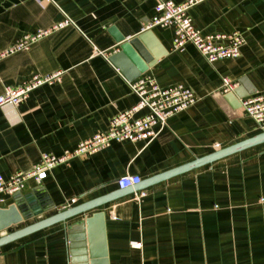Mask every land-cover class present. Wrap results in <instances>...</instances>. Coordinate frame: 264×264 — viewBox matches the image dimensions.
I'll list each match as a JSON object with an SVG mask.
<instances>
[{
    "label": "crops",
    "instance_id": "crops-1",
    "mask_svg": "<svg viewBox=\"0 0 264 264\" xmlns=\"http://www.w3.org/2000/svg\"><path fill=\"white\" fill-rule=\"evenodd\" d=\"M155 5L156 0H0V54L26 33L51 29L28 49L0 55V94L35 74L56 76L18 106H0V174L6 177L30 170L43 153L61 154L107 130L115 115L138 102L129 81L152 75L162 86L182 83L197 95L151 142L112 141L7 196L0 207L31 210L32 201L38 212L8 232L104 196L116 198L1 245L0 264H88L75 262L84 257L75 255L82 249L70 247L69 227L95 216L91 236L99 264H264V141L153 181L264 131L241 102L264 93V0H200L189 9L203 34L244 35L240 56L214 62L192 43L175 48L173 28H148ZM65 18L73 23L53 28ZM146 33L148 45L138 40L133 48L149 68L130 78L110 57L121 51L119 36ZM125 57L131 71H138ZM225 77L237 83L234 90H224ZM230 95L234 101L226 102ZM125 175L142 180L120 189Z\"/></svg>",
    "mask_w": 264,
    "mask_h": 264
},
{
    "label": "built area",
    "instance_id": "built-area-1",
    "mask_svg": "<svg viewBox=\"0 0 264 264\" xmlns=\"http://www.w3.org/2000/svg\"><path fill=\"white\" fill-rule=\"evenodd\" d=\"M199 1L187 0L178 3L174 0H156L155 14L148 28L154 26L173 28L175 48L192 43L211 62L240 56L241 47L245 44V38L241 32L203 34L194 25L188 11ZM69 23L73 21L65 18L53 28ZM50 31L51 29H39L26 33L0 55L26 50ZM55 78V75L35 74L21 85L5 87L4 92L0 94V106H18L31 91L45 83H52ZM129 85L138 96V102L130 109L115 115L107 130L95 133L92 137L81 141L75 148L65 149L61 154L43 153L40 160L30 170L18 171L7 177L0 174V205L6 204L7 196L21 192L29 179L41 182L57 165L66 163L75 156L93 154L108 147L112 141L144 140L147 143L151 142L167 126L168 119L172 115L187 109L197 101V95L191 87L182 83L162 86L152 75L129 81ZM223 85L224 90L229 92L234 90L237 83L225 77ZM241 102L246 114L255 119L264 129V93L244 97ZM141 110L145 112L137 116ZM141 180L139 175H125L118 180V185L120 189H126L136 186ZM144 194L140 193V196ZM133 246L140 247L141 243L135 242Z\"/></svg>",
    "mask_w": 264,
    "mask_h": 264
},
{
    "label": "water",
    "instance_id": "water-1",
    "mask_svg": "<svg viewBox=\"0 0 264 264\" xmlns=\"http://www.w3.org/2000/svg\"><path fill=\"white\" fill-rule=\"evenodd\" d=\"M149 35L148 33L138 36L137 38L129 39L127 40L126 37L119 36L118 42H120V50L118 54H113L110 57V61L113 62L117 67L122 68V70L127 74L130 78H135L140 76L142 73L148 70V65L146 62H143L141 59L137 57L134 51L133 45L136 41H144L147 44V38L146 36ZM148 45V44H147ZM146 45V46H147ZM148 47V46H147ZM151 47V46H150ZM154 51V50H153ZM155 53V52H154ZM125 55L129 56L138 66V71H131L130 69V61H128L125 57ZM154 57H156L154 55ZM153 57V58H154ZM235 93V92H234ZM229 98H225L227 101H232L233 98L228 96ZM232 99V100H231ZM234 101V100H233ZM264 141V131L252 138L246 139L244 141H241L237 144H234L232 146L223 148L221 150H217L207 156L201 157L199 159H196L195 161H192L186 165H183L173 171L163 173L161 175H158L153 179V181H157L163 178H166L169 175H173L175 173H180L198 166H201L203 164H207L209 162H213L214 160H217L219 158H222L224 156H227L231 153H234L236 151H239L243 148H246L248 146L254 145L256 143H260ZM140 184V183H139ZM137 184L136 186H138ZM130 188V187H129ZM127 189V188H126ZM116 197L114 195L111 196H104L99 199H95L86 203H82L73 207H70L66 210L60 211L56 213L55 215H52L50 217H47L45 219L39 220L35 223H32L30 225H27L23 228L17 229L13 232H8L7 228L10 227L13 224H18L24 219L29 218L30 216H33L37 214L38 212L35 211V209L32 207L33 202H29V206H31V210L27 208H23L19 205H11L9 207H0V246L8 243L10 241H13L17 238H20L22 236H25L27 234H30L32 232H35L37 230H40L44 227H47L49 225H52L57 222H65L68 219L82 214L86 213L87 211L96 208L98 206L104 205L111 200L115 199ZM97 216H95L93 219L88 218L85 220V223H76L75 225L69 227V241H70V247L72 249L80 250L82 249L81 254H75L77 256H83L84 258H77L75 259V262H85L88 264H97V260L95 261L94 253H96V242L93 244V237L91 236V226L95 223H92L95 221ZM85 225L87 228H85ZM75 258V257H74ZM99 264V263H98Z\"/></svg>",
    "mask_w": 264,
    "mask_h": 264
}]
</instances>
